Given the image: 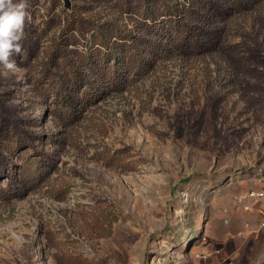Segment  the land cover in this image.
<instances>
[{"label": "rangeland", "instance_id": "obj_1", "mask_svg": "<svg viewBox=\"0 0 264 264\" xmlns=\"http://www.w3.org/2000/svg\"><path fill=\"white\" fill-rule=\"evenodd\" d=\"M29 1L40 23L52 2ZM83 10L134 23L114 0ZM61 27L32 63L0 70L37 134L4 150L0 264H264V5L232 19L223 52L164 57L86 106L50 85L69 64L37 85Z\"/></svg>", "mask_w": 264, "mask_h": 264}, {"label": "trees", "instance_id": "obj_2", "mask_svg": "<svg viewBox=\"0 0 264 264\" xmlns=\"http://www.w3.org/2000/svg\"><path fill=\"white\" fill-rule=\"evenodd\" d=\"M50 1L47 14L37 23L35 8L27 0L25 35L20 41L23 51L15 57L25 64L37 59L41 39L59 19L61 31L50 44L37 85L50 78V71L45 70L48 65L59 68L63 63L69 64L62 74L58 70L53 75L50 85L57 83L60 91H67L71 84V92L62 97L68 103L84 106L100 101L115 88L127 90L138 75L164 57L223 52L232 19L264 5V0H114L126 19L134 20L119 23L118 18L91 16L83 10L112 0H82L85 5L77 2L71 11L62 9V13L55 11L61 0ZM78 40L82 41V47ZM101 62L110 66L104 68ZM5 80L0 74V86H9L10 80L4 83ZM10 90L0 88V171L7 166L5 151L8 154L33 147L37 139L36 132L20 114V107L10 102ZM44 168L38 161L36 171L26 177L23 189L17 190L19 197L29 191L28 184L41 181L39 172Z\"/></svg>", "mask_w": 264, "mask_h": 264}, {"label": "clouds", "instance_id": "obj_3", "mask_svg": "<svg viewBox=\"0 0 264 264\" xmlns=\"http://www.w3.org/2000/svg\"><path fill=\"white\" fill-rule=\"evenodd\" d=\"M27 0H0V70L15 72L13 54H22Z\"/></svg>", "mask_w": 264, "mask_h": 264}, {"label": "water", "instance_id": "obj_4", "mask_svg": "<svg viewBox=\"0 0 264 264\" xmlns=\"http://www.w3.org/2000/svg\"><path fill=\"white\" fill-rule=\"evenodd\" d=\"M64 6L67 9H71L72 8V0H63ZM263 176H264V170H263Z\"/></svg>", "mask_w": 264, "mask_h": 264}, {"label": "built area", "instance_id": "obj_5", "mask_svg": "<svg viewBox=\"0 0 264 264\" xmlns=\"http://www.w3.org/2000/svg\"><path fill=\"white\" fill-rule=\"evenodd\" d=\"M253 195L258 198V197H261L263 195V193L262 192L253 193Z\"/></svg>", "mask_w": 264, "mask_h": 264}, {"label": "flooded vegetation", "instance_id": "obj_6", "mask_svg": "<svg viewBox=\"0 0 264 264\" xmlns=\"http://www.w3.org/2000/svg\"><path fill=\"white\" fill-rule=\"evenodd\" d=\"M61 1H63V0H61Z\"/></svg>", "mask_w": 264, "mask_h": 264}]
</instances>
